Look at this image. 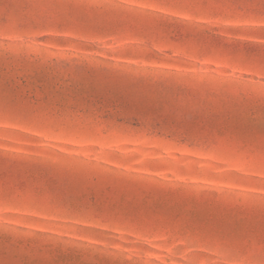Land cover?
Here are the masks:
<instances>
[{"label":"rangeland","instance_id":"1","mask_svg":"<svg viewBox=\"0 0 264 264\" xmlns=\"http://www.w3.org/2000/svg\"><path fill=\"white\" fill-rule=\"evenodd\" d=\"M17 18L29 22L6 26ZM260 24L185 0L39 18L37 0H0V98L22 106L0 114V264H219L199 229L259 225L261 169L220 137L261 127L246 99L261 70L227 54Z\"/></svg>","mask_w":264,"mask_h":264},{"label":"snow or ice","instance_id":"2","mask_svg":"<svg viewBox=\"0 0 264 264\" xmlns=\"http://www.w3.org/2000/svg\"><path fill=\"white\" fill-rule=\"evenodd\" d=\"M99 0H37V18H39V9L46 7L61 11L63 9L71 10L81 6H94ZM127 5L130 0H118ZM185 3L190 7H198L202 9H211L218 6H226L238 9L241 12H251L261 18L258 33L250 29L241 33L240 38L248 41L254 35H259L260 40L254 43H245L242 48L233 47L227 54L231 57L242 59L252 65H258L261 73V84H264V0H185ZM63 20L62 16L57 17V22ZM29 21L22 19H9L5 22L9 28L20 29ZM35 22V20L31 21ZM187 39L201 42L204 40L203 34H190ZM227 47V46H225ZM249 103L259 102V116L261 127L257 132L245 131L243 133H229L225 135L221 133V139L227 140L234 144L245 156L253 163L258 164L261 169V176H264V87L259 91L252 90L249 92ZM22 106L15 100L8 97L0 98V114L5 117L12 115L14 111L20 110ZM38 193L48 192L51 195H56L55 189L50 183L37 182ZM5 187H10L11 182L6 181ZM15 187L23 189L24 183L17 181ZM253 214L259 215L258 227H252L243 232L225 233L222 230H205L199 229L203 233V238L211 246L216 247L223 257L218 255L216 259L219 264H264V180L261 181V192L258 198H255L251 205ZM179 223L186 230L196 231L197 229L189 228L190 220L187 217H178ZM239 252V257H233L232 251ZM207 248L203 250L206 252ZM240 257H243L241 259ZM256 257H259L256 259ZM41 264H55V261H44ZM85 264H94L93 261L85 262ZM156 264V262H153Z\"/></svg>","mask_w":264,"mask_h":264}]
</instances>
